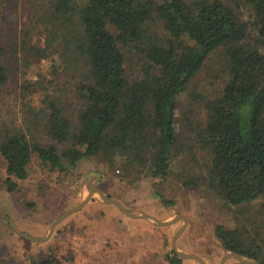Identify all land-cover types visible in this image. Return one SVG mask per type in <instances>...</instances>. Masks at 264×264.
Here are the masks:
<instances>
[{"label":"rangeland","instance_id":"obj_1","mask_svg":"<svg viewBox=\"0 0 264 264\" xmlns=\"http://www.w3.org/2000/svg\"><path fill=\"white\" fill-rule=\"evenodd\" d=\"M58 0H0V64L6 81L0 85V143L5 136L23 132L31 142L55 145L58 152L70 142H58L48 132L51 108H61L76 130L84 100L78 84L86 77L87 61L73 42L76 18L57 11ZM195 1V0H187ZM247 24L244 43L259 50L252 25L255 15L249 3L221 0ZM150 33L161 40L169 37L160 20ZM129 82L142 77V59L133 43H119ZM226 49L220 46L205 59L176 97L175 142L169 171L164 179L153 177L145 167H127L123 158L107 160L97 154L83 157L74 167H50L33 154L28 175L8 191L5 160L0 154V264H30L49 255L59 264H172L168 260L173 233L183 218L171 225L132 218L96 195L80 209L60 220L44 241H34L15 232L10 225L37 237L48 234L50 224L66 209L81 202L86 183L101 177L99 187L129 211L147 213L161 221L181 214L186 224L177 236V250L194 253L206 264H219L227 251L216 237L217 224L236 230L242 240L261 244L264 240V195L249 202L230 204L208 184L211 164L208 150L197 133L206 121L205 102L218 96L229 79ZM169 201L164 203L162 198ZM246 258V257H245ZM249 259V258H247ZM252 260V259H250ZM179 264H200L181 258ZM223 264H245L228 257Z\"/></svg>","mask_w":264,"mask_h":264},{"label":"trees","instance_id":"obj_2","mask_svg":"<svg viewBox=\"0 0 264 264\" xmlns=\"http://www.w3.org/2000/svg\"><path fill=\"white\" fill-rule=\"evenodd\" d=\"M235 1L253 8L254 40L264 45V0ZM56 9L75 17L79 28L73 45L88 65L78 84L84 107L73 131L62 109L49 103L51 138L70 142L60 152L53 144L31 142L23 132L4 137L0 154L8 191L27 177L33 154L59 169L97 154L109 161L119 157L127 167L148 165L153 177L164 179L175 142L176 97L206 57L223 46L230 77L222 92L205 102L206 121L197 133L211 156L207 181L230 204L264 195V50L244 43L247 24L232 8L221 0H58ZM157 20L168 31L165 40L150 33ZM129 42L142 59L143 75L134 82L128 81L119 46ZM5 81L0 64V85ZM214 233L227 251L264 264V240L247 244L221 224ZM168 260L181 262L172 249ZM30 264H59V259L51 254Z\"/></svg>","mask_w":264,"mask_h":264},{"label":"water","instance_id":"obj_3","mask_svg":"<svg viewBox=\"0 0 264 264\" xmlns=\"http://www.w3.org/2000/svg\"><path fill=\"white\" fill-rule=\"evenodd\" d=\"M95 177L96 179H99V175L95 174ZM86 179H88L89 181V176L86 177ZM91 192L94 193L96 195V198L98 200H101V201H104V202H111V203H114L118 208H120L125 214L131 216V217H143V218H150L152 219L153 221H155L157 224H160V225H167L169 224L170 222H172L173 220H175L176 218H183V220L185 221V218L183 217V215L181 214H175L174 216H172L169 220L167 221H161L159 219H157L156 217L150 215V214H136V213H133L129 210H127L119 200L113 198V197H109L107 195H105L104 193L100 192L99 190L96 189V187H93L90 189V186L87 185L86 183V194L83 198V200L81 202H79L77 205L73 206V207H70L68 209H66L60 216H58L49 226V231H48V234L47 236L45 237H37V236H32L30 234H27V233H24V232H21L19 231L14 222H13V219L11 217H9V221H10V225H11V228L17 232L18 234L24 236L25 238H28L30 240H34V241H44L46 240L50 234L52 233L53 231V228L54 226L60 221L62 220L64 217H66L67 215H69L70 213H73L75 212L76 210L80 209L81 207L84 206V204L89 200L90 198V195H91ZM0 206L2 209L5 210V212H7L6 208L4 207V205L2 204L1 200H0ZM183 227V226H182ZM182 227L172 236V239H171V249L174 250V252L180 257V258H193L195 260H197L200 264H206L204 262V260L202 258H200L198 255L194 254V253H186V252H181L179 250H177L176 248V243H175V240L177 238V236L179 235V232L181 231ZM235 257L237 260H239L240 262L242 263H245V264H259L257 263L256 261L254 260H250V259H247L237 253H234V252H227L226 254H224L220 261H219V264H223L224 260H226L228 257Z\"/></svg>","mask_w":264,"mask_h":264},{"label":"crops","instance_id":"obj_4","mask_svg":"<svg viewBox=\"0 0 264 264\" xmlns=\"http://www.w3.org/2000/svg\"><path fill=\"white\" fill-rule=\"evenodd\" d=\"M100 180H101V177H99V179H94L93 180V182H91V181H88L87 182V185H89L90 186V189L91 188H93V187H96V189L97 190H99L100 192H102V193H104V191L98 186L99 185V183H100ZM86 185V184H85ZM92 193V192H91ZM93 195H94V193H92ZM105 194V193H104ZM91 199V198H90ZM89 199V200H90ZM88 200V201H89ZM87 201V202H88ZM86 202V203H87ZM101 202H103V204H107V205H113V206H115V207H117L114 203H111V202H104V201H101ZM85 203V204H86ZM84 204V205H85ZM124 205V204H123ZM125 206V205H124ZM118 208V207H117ZM120 211H122L120 208H118ZM123 212V211H122ZM124 213V212H123ZM139 214H147V213H139ZM127 215V214H126ZM151 215V214H150ZM129 216V215H128ZM153 216V215H152ZM129 217H131V216H129ZM155 217V216H154ZM132 218H139V219H148V220H151V221H153L152 219H150V218H143V217H132ZM157 218V217H156ZM158 219V218H157ZM177 220H181V218H176L175 220H173L172 222H170L168 225H171V224H173V223H175ZM183 222H182V224H181V226H179V228L173 233V235L182 227V229H181V231L184 229V227H185V224H186V220L184 221V220H182ZM153 222H155V221H153ZM156 223V222H155ZM157 224V223H156ZM158 225H160V224H158ZM54 229V228H53ZM48 231H49V227H48ZM181 231L179 232V234L181 233ZM172 235V236H173Z\"/></svg>","mask_w":264,"mask_h":264}]
</instances>
